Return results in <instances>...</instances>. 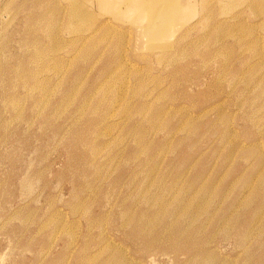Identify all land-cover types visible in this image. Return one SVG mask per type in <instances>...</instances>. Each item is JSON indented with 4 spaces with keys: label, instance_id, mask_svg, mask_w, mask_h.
<instances>
[{
    "label": "rangeland",
    "instance_id": "obj_1",
    "mask_svg": "<svg viewBox=\"0 0 264 264\" xmlns=\"http://www.w3.org/2000/svg\"><path fill=\"white\" fill-rule=\"evenodd\" d=\"M0 264H264V0H0Z\"/></svg>",
    "mask_w": 264,
    "mask_h": 264
}]
</instances>
